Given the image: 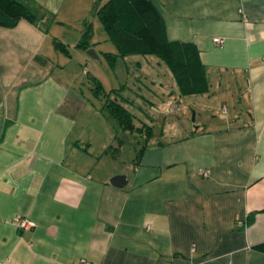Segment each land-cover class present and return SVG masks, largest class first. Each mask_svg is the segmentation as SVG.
Wrapping results in <instances>:
<instances>
[{"label":"crops","instance_id":"crops-1","mask_svg":"<svg viewBox=\"0 0 264 264\" xmlns=\"http://www.w3.org/2000/svg\"><path fill=\"white\" fill-rule=\"evenodd\" d=\"M23 1L47 16L0 24V264H264V0H154L166 38L198 51L208 90L180 94L160 58L129 62L160 67L153 87L170 74L169 97L220 98L226 112L190 126L180 104L173 117L137 102L152 134L136 157L141 134L120 130L128 162L109 150L119 128L92 92L96 75L66 60L60 38L91 0ZM75 46L96 57L92 41ZM124 87L112 88L128 99Z\"/></svg>","mask_w":264,"mask_h":264},{"label":"trees","instance_id":"trees-1","mask_svg":"<svg viewBox=\"0 0 264 264\" xmlns=\"http://www.w3.org/2000/svg\"><path fill=\"white\" fill-rule=\"evenodd\" d=\"M90 10V14L98 17L108 38L116 47L115 52H105L111 66L118 57L154 54L173 73L180 94L203 93L208 90L209 82L198 51L190 43L182 44L166 38L164 19L154 0H92ZM45 16L46 12L34 3L0 0V24L12 26L22 17L36 21ZM82 25L83 32L77 45L87 48L91 44L93 32L91 18L82 19ZM55 44L64 49L60 41L56 40ZM89 78L93 94L103 100L102 109L119 128L118 141L123 140L120 130L137 131L141 134L143 144L136 152L137 157L151 137V126L145 122L136 124L135 115L121 101L118 88L106 90L99 78L93 75ZM113 147L117 148L112 146L109 150L112 151Z\"/></svg>","mask_w":264,"mask_h":264},{"label":"rangeland","instance_id":"rangeland-1","mask_svg":"<svg viewBox=\"0 0 264 264\" xmlns=\"http://www.w3.org/2000/svg\"><path fill=\"white\" fill-rule=\"evenodd\" d=\"M92 0L90 2L91 6ZM74 17V16H73ZM70 16L69 19H67L66 24H60L59 29H60V38L64 41L66 45H68L69 50L71 52V56L66 57V60H70L71 63L78 65V67L81 70V66L84 69H89V74H94L96 75L103 84V87L108 90L110 88L118 87L121 84L125 85L123 88V94L128 96V99H122L126 106L135 111L137 113V116H135V121L139 120V118L144 119V115H142V112L137 110V102L138 103H146L145 104V109L147 111H150L155 108H159L160 110H164L166 113L169 115H173L174 117V112L170 111V105L172 103L180 104L186 111V116L184 117L185 121L190 125V126H195L197 123H200L202 117L211 111L214 115H225L226 110L223 108L222 102H220V98L215 99L213 104L209 105L207 103L208 98H204L203 96H198V95H190V96H180L177 97V99H174L172 97L168 96V92H170L172 89L170 88V74L168 75V81L165 83L164 87L159 88V81L162 80L161 78L156 79V87L150 86L151 81L150 79L154 78L155 70L160 68L156 66H142L141 69H139V66H134L133 62H129L131 59H142L143 57H148L149 59H156L158 58L154 54H148V55H143V54H132L128 55L125 59L118 57V60L116 62L115 69L111 68L109 65V62L107 58L105 57V52H114L116 51V47L114 43L108 38L105 30L103 29V26L99 19L90 14L88 18H91L93 21V32L90 37V41H92V44L94 45V52L96 51V57L93 56L90 53H86L85 50H82L79 48L76 50V44L79 42L81 39V35L83 32L82 29V21H80V18L77 20V18H73ZM58 29V31H59ZM111 50V51H110ZM79 57L78 59H76ZM159 59V58H158ZM78 60V61H77ZM78 62V63H77ZM162 67L166 69L165 63L162 62ZM83 79L87 78L86 71L81 73ZM168 86V87H167ZM84 88L87 87L86 84L83 85ZM145 87H149L152 90L158 91L159 88V93L161 92H166L163 96L157 95L153 96V93H150L149 90L145 89ZM158 87V88H157ZM167 90V91H166ZM217 96L219 97V92H217ZM139 94H142L144 98L147 100H153L157 102L156 104H149L147 100L144 98H141ZM121 99V98H120ZM201 99V100H200ZM176 100L179 101V103L176 102ZM200 100V101H198ZM227 105L230 107V100L227 99ZM178 109V108H177ZM153 111V110H152ZM176 110V112H178ZM193 112L195 114V118L193 119ZM139 123V122H138ZM119 136V132H118ZM137 139V150L140 148V146L143 144V140L140 136L136 137ZM115 146L118 148L119 155L117 156L118 159L125 160L128 162V160L134 155L133 151V143L129 141L128 139L122 140V142L116 140ZM120 161V163H121ZM122 164V163H121Z\"/></svg>","mask_w":264,"mask_h":264},{"label":"water","instance_id":"water-1","mask_svg":"<svg viewBox=\"0 0 264 264\" xmlns=\"http://www.w3.org/2000/svg\"><path fill=\"white\" fill-rule=\"evenodd\" d=\"M193 119L195 117V114L193 112ZM110 182L117 186H123L126 183L125 175H115L114 177L110 178Z\"/></svg>","mask_w":264,"mask_h":264},{"label":"built area","instance_id":"built-area-1","mask_svg":"<svg viewBox=\"0 0 264 264\" xmlns=\"http://www.w3.org/2000/svg\"><path fill=\"white\" fill-rule=\"evenodd\" d=\"M219 41H221V40H219ZM208 172H209V170L206 169L204 171V174H207ZM31 224H32V222L27 220V219H25V218H21V219L18 220V225L22 226V227H29V226H31ZM84 263L87 264L86 261Z\"/></svg>","mask_w":264,"mask_h":264}]
</instances>
